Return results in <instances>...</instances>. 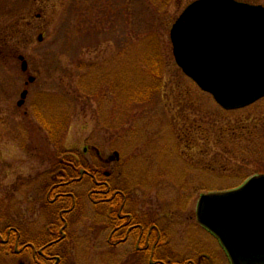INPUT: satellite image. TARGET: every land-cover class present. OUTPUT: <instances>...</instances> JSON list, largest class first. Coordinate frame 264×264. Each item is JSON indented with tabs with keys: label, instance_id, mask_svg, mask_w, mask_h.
Returning <instances> with one entry per match:
<instances>
[{
	"label": "rangeland",
	"instance_id": "1",
	"mask_svg": "<svg viewBox=\"0 0 264 264\" xmlns=\"http://www.w3.org/2000/svg\"><path fill=\"white\" fill-rule=\"evenodd\" d=\"M192 1L0 0V230L27 237L56 221L44 203L48 172L59 156L85 147L83 159L109 172L104 160L118 152V185L145 209H164L165 222L180 230L182 215L194 222L202 193L264 173V98L225 110L175 62L169 31ZM28 76L35 81L26 86ZM91 186L84 178L67 190L81 197L67 229L69 258L110 264L96 236ZM192 233L173 244L185 250L186 237H203Z\"/></svg>",
	"mask_w": 264,
	"mask_h": 264
},
{
	"label": "water",
	"instance_id": "2",
	"mask_svg": "<svg viewBox=\"0 0 264 264\" xmlns=\"http://www.w3.org/2000/svg\"><path fill=\"white\" fill-rule=\"evenodd\" d=\"M170 39L177 65L224 109L264 97L263 6L195 0L173 23ZM19 59L26 71V60ZM26 95L22 91L18 106ZM197 220L219 239L231 264H264V174L239 188L201 195Z\"/></svg>",
	"mask_w": 264,
	"mask_h": 264
},
{
	"label": "flooded vegetation",
	"instance_id": "3",
	"mask_svg": "<svg viewBox=\"0 0 264 264\" xmlns=\"http://www.w3.org/2000/svg\"><path fill=\"white\" fill-rule=\"evenodd\" d=\"M86 152L87 147L81 154L71 153L69 159L59 156L56 166L48 172L44 185L46 206L54 207L56 221L49 223L42 233L27 237H22L15 228L0 230V264H74L69 258L67 229L81 197L67 190L84 178L92 184L87 196L95 207L94 227L99 233L96 236L108 247L101 255L107 256L110 264H222L219 259V262L215 260L213 252L216 250L226 257L224 249L215 235L197 222V204L193 223L189 222L191 215L178 219L180 224L189 223L187 228L178 224L180 230L174 221L165 222L164 209H145L126 186L118 185L114 175L124 166L118 152L104 160L113 167L111 172L104 171V165L96 161H85ZM95 157L100 159L101 155L97 152ZM196 230L204 239L191 241L186 237L185 250L173 244L177 236L182 238L191 233L196 236Z\"/></svg>",
	"mask_w": 264,
	"mask_h": 264
},
{
	"label": "trees",
	"instance_id": "4",
	"mask_svg": "<svg viewBox=\"0 0 264 264\" xmlns=\"http://www.w3.org/2000/svg\"><path fill=\"white\" fill-rule=\"evenodd\" d=\"M3 44V45H5V43H6V40H3V38H0V44ZM51 131V130H50ZM4 233H6V231H4Z\"/></svg>",
	"mask_w": 264,
	"mask_h": 264
}]
</instances>
